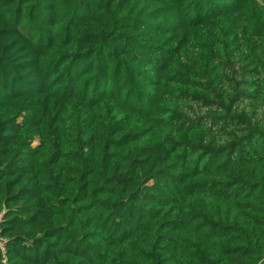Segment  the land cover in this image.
Returning <instances> with one entry per match:
<instances>
[{
  "label": "trees",
  "instance_id": "1",
  "mask_svg": "<svg viewBox=\"0 0 264 264\" xmlns=\"http://www.w3.org/2000/svg\"><path fill=\"white\" fill-rule=\"evenodd\" d=\"M0 264H264V3L0 0Z\"/></svg>",
  "mask_w": 264,
  "mask_h": 264
},
{
  "label": "built area",
  "instance_id": "2",
  "mask_svg": "<svg viewBox=\"0 0 264 264\" xmlns=\"http://www.w3.org/2000/svg\"><path fill=\"white\" fill-rule=\"evenodd\" d=\"M3 215H4V212L0 210V223L3 219ZM0 250L2 253L5 252V238L2 236L1 233H0Z\"/></svg>",
  "mask_w": 264,
  "mask_h": 264
},
{
  "label": "rangeland",
  "instance_id": "3",
  "mask_svg": "<svg viewBox=\"0 0 264 264\" xmlns=\"http://www.w3.org/2000/svg\"><path fill=\"white\" fill-rule=\"evenodd\" d=\"M260 1L264 3V0H260ZM263 263H264V262H263Z\"/></svg>",
  "mask_w": 264,
  "mask_h": 264
}]
</instances>
